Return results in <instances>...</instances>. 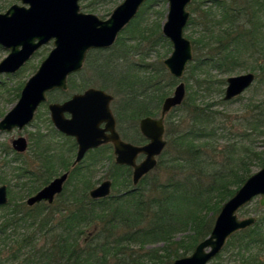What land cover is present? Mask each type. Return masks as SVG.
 <instances>
[{"label":"trees","instance_id":"1","mask_svg":"<svg viewBox=\"0 0 264 264\" xmlns=\"http://www.w3.org/2000/svg\"><path fill=\"white\" fill-rule=\"evenodd\" d=\"M115 1L81 3L94 11ZM165 1L147 0L112 47L91 50L85 61H96L95 85L116 94L112 108L120 133L129 140L136 138L126 130V123L138 126L142 117L158 115L164 99L178 82L163 64L172 44L162 33L166 11L156 7ZM198 8L192 9L194 15L188 23V29L195 28L196 37L192 41L195 54L185 73L187 95L182 105L170 111H184L192 125L182 126L180 120L169 122L167 146L154 169L164 164L173 170L172 175L163 182L156 175L144 186L150 172L134 186L132 168L113 161L115 170L108 173L109 177L113 187L120 182L123 190L93 199L89 190L95 187V170L102 156L96 162L85 165L83 160L72 168L73 161L66 155L76 149L77 143L56 130L48 117L47 132L38 131L31 138L34 160L38 163L35 169L22 158L23 153L5 148V153L20 160L13 173L21 185L20 199L14 200L8 189L9 202L0 206L4 209L0 216V264H172L191 254L210 234L215 219L208 218L207 213L218 214L253 174L254 167L264 165V152L254 147L258 146L257 141L252 146L247 144L251 133L243 132L239 141L220 149L223 144L218 140L223 135L220 136L214 113H208L198 103L201 90L213 89L216 95L223 92L226 79L213 78L214 73L232 74L246 66V54L250 58L264 54V0H221ZM203 83H207V88ZM92 84H84L80 90L72 86L70 90L83 91ZM22 87L20 84L16 90ZM56 93L63 99L71 94L62 90L52 92L53 101H59ZM17 95L20 96L18 92ZM220 102L228 103L224 98ZM257 102L263 108L250 117L264 126V99ZM58 135L67 141L60 145ZM143 139L141 136L140 141ZM108 147L103 145L94 151ZM227 149L233 154L228 152L226 161H218L215 152ZM9 167L7 163L1 168L0 183L9 182ZM58 168L71 173L55 202L28 206L25 198L59 175ZM170 170L166 173L170 174ZM187 229L188 233L178 238ZM159 242V249L146 250L148 245ZM224 250L231 252L230 262L264 264V211L253 226L238 231L227 241L212 264H224L220 260Z\"/></svg>","mask_w":264,"mask_h":264},{"label":"water","instance_id":"2","mask_svg":"<svg viewBox=\"0 0 264 264\" xmlns=\"http://www.w3.org/2000/svg\"><path fill=\"white\" fill-rule=\"evenodd\" d=\"M0 13V45L10 49L0 61V74L19 71L43 45L53 41V48L42 60L36 72L25 82L16 104L0 119V131H22L34 118L39 106L47 101L48 92L67 90L69 75L80 71L92 49L110 48L119 34L137 16L147 0H123L106 19L81 9V0H20ZM168 9L162 25V33L172 43L171 53L163 63L169 73L182 79L189 62L193 59L192 41L184 30L190 19L188 5L191 0H166ZM221 1V0H215ZM256 79L254 72L229 76L224 100L229 101L244 93ZM187 88L180 81L173 93L167 96L159 117L145 116L139 128L147 142L134 144L121 138L117 119L112 110L113 94L99 87H89L75 93L62 102L49 105L54 127L76 139L77 155L73 165L83 160L90 149L113 143L116 163L133 168L132 180L137 185L158 164L164 151L165 116L180 106ZM13 149L28 150L24 135L12 140ZM140 153L145 158L138 162ZM69 172L52 179L35 194L26 199L28 206L46 201L54 203L64 189ZM112 180L105 179L90 191L94 199L111 195ZM260 196L264 206V166L252 174L222 206L211 233L185 257L172 264H209L223 249L227 240L236 232L256 222L255 216L240 218L238 211ZM9 202L8 186L0 185V206Z\"/></svg>","mask_w":264,"mask_h":264},{"label":"rangeland","instance_id":"3","mask_svg":"<svg viewBox=\"0 0 264 264\" xmlns=\"http://www.w3.org/2000/svg\"><path fill=\"white\" fill-rule=\"evenodd\" d=\"M122 1L123 0H116L115 2L108 5L107 7L106 6L99 7L97 10L94 9V11L84 8L83 3H81V6H82V10H84L85 12L95 13L99 17L106 19L109 17V14L113 11L115 6L121 3ZM203 1H205L204 6H203ZM213 1L214 0H191L190 4L188 5V10L191 13V17L194 15L191 12L193 8H196L199 10L198 6L200 5L203 8L204 7L206 8L208 7V5L213 4ZM14 3H21V1L20 0H0V13L5 12ZM156 9L167 11L168 9L167 1H165L161 5L158 4ZM149 16L151 17V15ZM195 31L196 30L193 26H191L188 29V24H187L185 27L184 33L186 37H188L191 41H193V39L196 37ZM53 46L54 45L52 41L42 46L38 51H36V53L32 56V58L16 73L0 74V119L14 106V104L17 103L19 99L17 92L20 94L22 88L20 90H16V89L19 87L20 84L24 85L27 79L36 72L40 63L49 54ZM9 52H10V49L0 45V61H2V59H4L9 54ZM111 54H112V51L110 52V55ZM194 54L195 53H194V46H193V57H194ZM260 56H263V57H260ZM246 57H247V60L245 62L246 66L237 68V70L232 74L218 75L217 73H214V77H213V78H216V77L221 76L227 80L229 76L239 75V74L248 73V72H254L257 75L256 80L254 81V83L252 84L250 88H248L244 93L239 95L240 96L239 99L228 101V103L220 102V98H223L225 94V89L227 85V81H226V84L224 85V89L221 95H216V91L214 92L213 89H207L205 92L201 90L198 95V103L201 105V107H204L208 113L209 112H211L212 114L214 113L213 116L216 119V123L220 126V133H221L220 136L223 135V137H221L220 140H218V137H215L213 141L216 142L218 140V142L223 144L220 147V149L225 150V147L227 145H230L229 142L239 141L240 138L242 137L241 136L242 133L244 132V133H251L249 137L250 140H246L247 144H249V146L250 145L252 146V142L257 141L258 146H254L256 147L255 149L260 152L261 151L264 152V126L261 122L258 123L257 121L254 120V118L250 117L252 115H256V113H259L258 111H260L263 108V106L260 107L261 104H257L258 103L257 101H261L262 99H264V70L262 69L264 68V54L256 55L253 58H250L249 54H246ZM258 57L259 59L256 61V58ZM95 63L96 61H93L92 59L88 63L85 62L83 68L80 71L73 73L72 75L68 77L69 87L64 92L70 91L71 94H69L67 98L63 99V96L61 94L59 95L56 93L55 95L60 97L59 101L62 102L64 100H67L68 98H70V96H72L76 92H82L79 90L81 86L84 84L86 85L88 83L89 84L93 83L91 87L92 86L99 87L98 85H95V82L98 83V77L95 76L93 73ZM253 69L255 70L253 71ZM186 76L178 80V82L183 80L187 84V80L185 79ZM178 82L171 88L170 95L173 93ZM75 85H78V86L75 87ZM72 86L76 90L79 88V90L75 92L70 90ZM203 87L207 88V83H203ZM52 92L54 93L59 92V90L55 89L48 93V101L42 103L39 106L38 110L36 111L34 120L30 124H28L22 131H18L17 129L13 130L12 132L0 131V171L2 172L1 168L4 166V164L8 163V165L11 166L6 169L8 170L6 180L9 182L0 183V185L6 184L8 186V189H10L12 192V196L14 200L20 199L19 191H20L21 182H17V180L15 179L16 176L13 173V170H14L13 167L17 166L20 163V160L14 159L13 154H8V152L5 153V148L6 150L13 149L12 139L19 135H25L29 139L30 147L26 152L22 154V158H25L27 160L26 162L29 163L31 167L35 169L38 163L34 160V156H33L34 149L31 146L32 144L31 138L34 137L35 134L38 133V131H42L44 133V132H47L48 130L49 123H47V119L48 117L50 118L49 103L53 102L52 100L53 96H51ZM108 92L112 93L114 96L116 95L112 91H108ZM116 100L117 98L115 96V101ZM256 105H259V106H256ZM160 115H161V112L158 115H156V117H159ZM184 118L185 120L183 121L182 119ZM173 120H178V121L180 120L181 121L180 124L182 126L192 125V122H190V118L182 110L171 112V113L169 112L166 114L165 116L166 126L169 124L170 121H173ZM212 120H214V118H212ZM126 130L132 133L131 136L134 139L136 138L135 139L136 141H140L142 134L139 130V125L134 126V122L132 123L127 122ZM165 138H167L166 135H165ZM57 140L60 145L64 144L67 141L64 139V137H60L59 135H58ZM130 141H134V140L130 139ZM54 143L57 144V142H54ZM76 151L77 149H75L74 151L68 152L66 156H68L70 160L74 161L75 156H76ZM90 152H88V154L84 158L85 165L96 162L98 156L99 157L102 156L101 157L102 161H100V163L98 164L99 167L97 168V170H95L96 171L95 186H97L103 180L108 179V178L111 179L109 177V174L115 170L112 167L114 157L111 154L112 153L111 147H108V149L104 151H94L93 150ZM228 152L230 154H233V151L232 150L229 151V149H227L224 152L217 151L215 152L216 153L215 158L220 162L222 161L224 162L228 159ZM263 166L254 167L253 174L257 172L258 170H260ZM58 169H59V174H60L62 170L60 168ZM166 170H170V168L162 164L159 169L152 171L151 173L152 175H150L148 179L145 181L144 186H148L151 183V181L155 179L156 175H158L160 182L166 181L167 178L171 176L173 173V170H170L169 172L170 174H168L166 173L167 172ZM113 188H114L113 191L116 194L123 190V187L120 182H118V184H116ZM28 197L25 198V202ZM260 198H261L260 196L256 197L250 204L241 208L238 211L239 217L245 218L248 216H256L258 219L260 215L263 214V211H264V206L260 204ZM3 210L4 209H0V216L2 215L1 213L3 212ZM218 214L214 213V216H213L211 212L207 213L208 218H213L215 220ZM183 232L184 233H180L178 235V238L187 234L188 229L183 230ZM231 237L229 239H231ZM161 245L162 243L160 242L154 245L150 244L146 247V250L155 251L159 249ZM138 248L139 247H137L136 249ZM230 257H231V252L224 250L222 258L220 260L224 264H238L236 262H230L229 261ZM212 263L213 262L211 261V264Z\"/></svg>","mask_w":264,"mask_h":264},{"label":"flooded vegetation","instance_id":"4","mask_svg":"<svg viewBox=\"0 0 264 264\" xmlns=\"http://www.w3.org/2000/svg\"><path fill=\"white\" fill-rule=\"evenodd\" d=\"M20 97V96H19ZM70 97H72V96H70ZM69 99V98H68ZM47 101H48V99H47ZM47 101H45V102H47ZM113 101H114V99H113ZM113 101H112V103H111V106H112V104H113ZM53 102H61V101H53ZM44 103V102H43ZM50 103H52V102H50ZM50 103H49V105H50ZM38 110V109H37ZM51 118V117H50ZM139 125V124H138ZM165 127H166V124H165ZM56 129V128H55ZM15 130V129H14ZM18 130V129H17ZM57 130V129H56ZM117 130H118V132L120 133V131H119V128H118V121H117ZM140 130V129H139ZM9 132V131H8ZM141 132V131H140ZM142 134V133H141ZM120 135H121V138L122 139H124V140H126V141H129V142H132V143H134V144H138V145H143V144H145L146 142H147V139L143 136V134H142V136H143V140H141V141H136V142H133V141H130V140H128V139H126V138H124L123 136H122V134L120 133ZM165 135H166V132H165ZM20 136V135H19ZM25 136V135H24ZM18 137V136H17ZM67 137H71V136H67ZM72 138H74V137H72ZM14 139V138H13ZM12 139V140H13ZM28 139V138H27ZM75 139V138H74ZM76 140V139H75ZM28 143H29V146H28V149H29V147H30V142H29V139H28ZM77 143V142H76ZM103 145H110V147H111V151H112V156L114 157V161L116 162V156H115V153H114V145H113V143H106V144H103ZM103 145H101V146H103ZM101 146H99V147H101ZM98 147V148H99ZM12 148H13V146H12ZM77 150H78V144H77V148H76ZM95 149H97V148H94V149H90L88 152H90V151H92V150H95ZM14 150V149H13ZM14 151H16V150H14ZM16 152H18V151H16ZM26 152V151H25ZM88 152L86 153V155L88 154ZM18 153H24V152H18ZM91 153V152H90ZM76 155H77V151H76ZM85 155V156H86ZM75 158H76V156H75ZM85 158V157H84ZM84 158H83V160H84ZM145 158V154L144 153H140L139 155H138V158H137V161L138 162H140V161H142L143 159ZM75 160V159H74ZM82 160V161H83ZM81 161V162H82ZM158 161H159V157H158ZM73 163H74V161H73ZM80 163V162H79ZM78 163V164H79ZM77 165V164H76ZM76 165H73L72 164V168L73 167H75ZM120 165V164H119ZM128 166V165H127ZM130 167V166H129ZM132 168V167H131ZM64 172H69V176H68V179H69V177H70V170H68V171H62L59 175H61V174H63ZM132 174H133V168H132ZM59 175H57V176H59ZM57 176H55V177H57ZM54 177V178H55ZM53 178V179H54ZM68 179H67V181H68ZM109 179V178H108ZM67 181L65 182V184L67 183ZM112 183H113V181H112ZM65 184H64V187H65ZM47 185V184H46ZM98 186V185H97ZM44 187V186H43ZM96 187V186H95ZM95 187H93V188H95ZM92 188V189H93ZM92 189H90L89 190V195H90V191L92 190ZM40 190V189H39ZM38 190V191H39ZM64 190V189H63ZM112 191H113V184H112ZM36 193V192H35ZM34 193V194H35ZM62 193V192H61ZM60 193V194H61ZM33 195V194H32ZM59 195V194H58ZM57 195V196H58ZM57 196H56V198H57ZM91 197V196H90ZM92 198V197H91ZM94 199V198H93ZM56 200V199H55ZM42 202H46V201H42ZM55 202V201H54ZM41 203V202H40ZM46 203H48V202H46ZM38 204V203H37ZM53 204V203H52ZM36 205V204H35ZM3 206V205H2Z\"/></svg>","mask_w":264,"mask_h":264}]
</instances>
